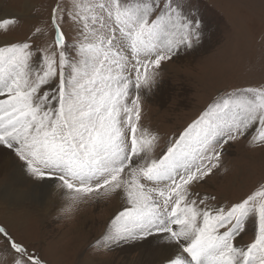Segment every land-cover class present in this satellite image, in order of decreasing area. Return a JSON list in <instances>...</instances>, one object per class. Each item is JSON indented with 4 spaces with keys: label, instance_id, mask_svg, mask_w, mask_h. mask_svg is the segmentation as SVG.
I'll return each instance as SVG.
<instances>
[{
    "label": "snow or ice",
    "instance_id": "snow-or-ice-1",
    "mask_svg": "<svg viewBox=\"0 0 264 264\" xmlns=\"http://www.w3.org/2000/svg\"><path fill=\"white\" fill-rule=\"evenodd\" d=\"M17 23L0 18V32ZM46 25L0 39V165L15 159L73 202L115 196L100 249L132 246L146 264H264V180L235 201L201 191L232 144L264 149V83L225 90L158 156L140 124L142 89L205 39L193 0H52ZM0 242L12 264H46L3 225Z\"/></svg>",
    "mask_w": 264,
    "mask_h": 264
},
{
    "label": "rangeland",
    "instance_id": "rangeland-1",
    "mask_svg": "<svg viewBox=\"0 0 264 264\" xmlns=\"http://www.w3.org/2000/svg\"><path fill=\"white\" fill-rule=\"evenodd\" d=\"M193 3L205 25L202 45L193 55L182 54L162 63L154 83L141 91L140 124L158 137L157 156L166 150L169 140L178 138L225 90L264 83V0H193ZM51 4L52 0H0V18L18 21L6 37L0 32V39L20 41L36 28L46 27ZM18 165L15 159L8 161L6 172L0 177V186L5 190L12 186ZM23 175L27 183L19 187L24 193L22 197L11 194L6 200L0 196V225L30 245L46 264L141 262L138 253L123 261L117 248L107 251L96 246L102 242L106 226L117 212L111 213L112 209L120 208L121 202L118 204L115 196L83 197L73 202L65 190L54 185L48 188V182L38 181L26 172ZM261 180H264V149L242 140L227 148L221 168L201 191L224 202L235 201ZM44 187L46 194L41 193ZM66 206L75 210V218L70 222H64L63 217L54 219L57 210ZM13 255L0 242V264H12Z\"/></svg>",
    "mask_w": 264,
    "mask_h": 264
},
{
    "label": "bare ground",
    "instance_id": "bare-ground-1",
    "mask_svg": "<svg viewBox=\"0 0 264 264\" xmlns=\"http://www.w3.org/2000/svg\"><path fill=\"white\" fill-rule=\"evenodd\" d=\"M11 161V160H9ZM10 166V165H9ZM14 166V165H13ZM6 167H8V163L5 164V165H0V177L3 173L6 172ZM10 168V167H9ZM16 169V168H15ZM17 169L16 170L18 173L15 174V178H14V182H12V186L10 185V188H6L7 190H5V188L1 187L0 186V196H2L4 199L7 200V198L10 197L11 194H17V195H21V197L24 195V193L22 192V190L19 188L21 185L23 184H26L27 183V177L25 175H23L25 173V171L23 170V168L21 166H17ZM27 175V174H26ZM32 182V181H31ZM48 185V188L50 185V183H47ZM15 186V189H13L12 187ZM53 186V185H52ZM17 187V188H16ZM55 187V186H54ZM13 189V191H12ZM34 189V188H33ZM32 190V189H31ZM41 190V189H40ZM49 191V190H48ZM32 192V191H31ZM41 193L43 194H46L47 193V188L44 187L42 190H41ZM33 194V193H32ZM5 200V201H6ZM17 200V199H16ZM23 200V199H22ZM12 201V200H11ZM118 201V204L120 203V201L117 199ZM15 202V201H13ZM18 202V201H17ZM20 203V202H19ZM121 204V203H120ZM118 208V207H117ZM23 209V208H22ZM119 209V208H118ZM20 210V209H19ZM109 211V210H107ZM117 209H112L111 213L112 212H116ZM26 212V211H25ZM16 215V214H15ZM119 251V256L121 257L122 256V260L123 261H126L128 260L131 255H133L134 253H138L139 256H140V260L141 262H138V263H135V264H146V261L149 259V257L145 254H143L140 250H138L137 248L135 247H132V246H124V247H119L117 248ZM106 250V249H105ZM107 252V251H106Z\"/></svg>",
    "mask_w": 264,
    "mask_h": 264
},
{
    "label": "clouds",
    "instance_id": "clouds-1",
    "mask_svg": "<svg viewBox=\"0 0 264 264\" xmlns=\"http://www.w3.org/2000/svg\"><path fill=\"white\" fill-rule=\"evenodd\" d=\"M61 217H63L64 222H70L72 219L75 218V210H69L67 206L60 208L57 210V214L53 218L60 219Z\"/></svg>",
    "mask_w": 264,
    "mask_h": 264
}]
</instances>
